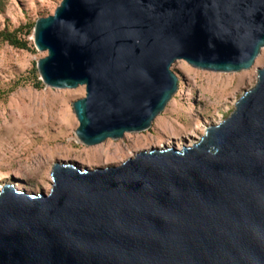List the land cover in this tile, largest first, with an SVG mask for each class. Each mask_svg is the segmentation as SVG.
Listing matches in <instances>:
<instances>
[{
	"label": "water",
	"instance_id": "1",
	"mask_svg": "<svg viewBox=\"0 0 264 264\" xmlns=\"http://www.w3.org/2000/svg\"><path fill=\"white\" fill-rule=\"evenodd\" d=\"M41 83L84 87L74 138L150 129L178 91L179 60L250 69L264 0H61L32 28ZM233 111L191 145L117 166L55 162L48 194L0 189V264H264V66Z\"/></svg>",
	"mask_w": 264,
	"mask_h": 264
},
{
	"label": "rangeland",
	"instance_id": "2",
	"mask_svg": "<svg viewBox=\"0 0 264 264\" xmlns=\"http://www.w3.org/2000/svg\"><path fill=\"white\" fill-rule=\"evenodd\" d=\"M60 1L0 0V31L24 27L17 36L28 46L21 50L0 39V189L12 184L26 193L48 194L55 162L94 169L117 166L151 148L191 145L207 126L233 111L255 84L256 69L264 66V48L250 69L238 73L209 72L176 61L171 70L178 77V91L150 129L87 147L74 138L78 122L71 112L72 102L84 97V87L33 86L35 76L39 80L36 61L46 53L35 50L28 27L51 15Z\"/></svg>",
	"mask_w": 264,
	"mask_h": 264
},
{
	"label": "trees",
	"instance_id": "3",
	"mask_svg": "<svg viewBox=\"0 0 264 264\" xmlns=\"http://www.w3.org/2000/svg\"><path fill=\"white\" fill-rule=\"evenodd\" d=\"M33 26H34V23L28 27L29 32L32 31ZM23 29L24 27H20L12 32L2 30L0 31V39L14 48L21 49V50H27L28 49L27 40L21 39L17 36L18 33L22 32ZM34 72H36V70H34ZM33 86L36 89H40L42 87V83L40 80L37 79V76H35L34 78Z\"/></svg>",
	"mask_w": 264,
	"mask_h": 264
}]
</instances>
